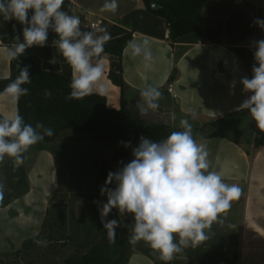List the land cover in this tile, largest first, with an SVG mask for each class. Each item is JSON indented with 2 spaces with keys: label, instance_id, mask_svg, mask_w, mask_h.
<instances>
[{
  "label": "crops",
  "instance_id": "0c3cea01",
  "mask_svg": "<svg viewBox=\"0 0 264 264\" xmlns=\"http://www.w3.org/2000/svg\"><path fill=\"white\" fill-rule=\"evenodd\" d=\"M105 0H64L62 10L70 15H84L101 19L133 32L132 41H149L153 54L151 61L132 58L127 46L123 54V77L126 83L123 94L108 79L110 60L103 57L100 64L104 75L93 94L107 98L110 108L124 107L128 112L141 114L137 102L140 92L148 85L157 87L163 94L155 112L167 115V123L174 129L181 119H187L193 129L204 127L210 120L238 111L249 92L240 82L248 74L241 71L231 47L255 48V41L264 39V29L255 21L264 20V0H207L204 10L206 42L197 45L168 43V28L163 19L150 13L143 0H118L115 13L101 12ZM14 23L15 38L23 41L22 29ZM57 34L49 29L45 45L55 46ZM8 48L0 41V80L10 77L11 58ZM176 71L177 77L169 82ZM250 79V78H249ZM17 102L0 96V114L11 118L17 111ZM242 130L240 133L233 128ZM151 123H158L156 120ZM229 129V127H231ZM254 119H230L218 129L217 136L202 140L209 152L211 171H216L227 184H237L242 193L232 201L230 209L221 214L223 223L214 222L206 230L209 239L176 254L172 264H264V147L254 149L255 138H248L257 129ZM248 130L245 132V130ZM229 134L241 136L236 141ZM228 135V136H226ZM26 168L30 192L6 209L0 208V257L22 249L28 240L37 238L50 199L60 187L53 155L45 150L30 148L26 152ZM178 239V237H177ZM154 256V255H153ZM127 264H156L140 252L133 253Z\"/></svg>",
  "mask_w": 264,
  "mask_h": 264
},
{
  "label": "clouds",
  "instance_id": "9594fccd",
  "mask_svg": "<svg viewBox=\"0 0 264 264\" xmlns=\"http://www.w3.org/2000/svg\"><path fill=\"white\" fill-rule=\"evenodd\" d=\"M63 5L64 0H0V16L5 21L15 19L24 26L23 41L16 37L7 54L18 59L32 46H45L51 29L59 37L53 43L71 68V91L66 99H83L93 94L98 85L100 92L104 91L99 83L104 67L94 61L104 52L111 36L106 29L99 30L102 35L82 31L80 17L63 11ZM118 6V0H105L100 11L115 13ZM29 10L33 12L30 18ZM255 23L264 29V20L257 19ZM254 44L256 64L252 67V78L245 76L240 81L243 90L252 94L242 102L239 110H247L264 132V39ZM128 47L132 58L153 59L146 39L130 41ZM29 67L19 65V75L0 96H8L16 102L28 95L29 89L23 85L31 83ZM45 96L51 98V91L46 89ZM140 96L137 107L141 114H146L159 108L163 94L157 87L148 85L141 90ZM179 127L181 131H172L161 141L141 136L138 146L132 149L134 158L117 171L108 173L100 190L102 196H107L100 217L110 243L114 242L115 230L120 226L118 220L106 219L115 208L120 215L133 216L130 242L143 240L159 253L161 260L171 261L176 254H183L184 249L209 239L206 230H210L214 222L223 223L221 214L230 209L232 201L240 198V186L225 183L216 171L209 170L206 142L195 138L189 121L181 119ZM52 135V129L40 122L35 127L25 123L18 112L11 118H0V163L9 157L18 167L31 146L44 136ZM124 146L130 147L131 142ZM113 183L114 188L108 187ZM2 190L0 184V192Z\"/></svg>",
  "mask_w": 264,
  "mask_h": 264
},
{
  "label": "trees",
  "instance_id": "16d2710c",
  "mask_svg": "<svg viewBox=\"0 0 264 264\" xmlns=\"http://www.w3.org/2000/svg\"><path fill=\"white\" fill-rule=\"evenodd\" d=\"M143 2L150 13L165 21L169 32L168 43L172 48L206 42L204 10L207 0H143ZM32 14V10H29V18ZM15 22V19L5 21L0 16V41L1 45L8 49L15 43L13 29ZM105 29L111 39L105 44L104 52L94 62L100 61L105 56L109 57L108 79L123 94L126 86L123 77V54L133 39V32L118 23L110 22H105ZM229 50L237 57L241 71L247 73L251 79L252 67L256 64L254 59L256 49L231 47ZM19 65L30 66L31 83L23 85L29 89V94L20 97L17 111L25 123L35 127L36 123L40 122L45 128L52 129V136H44L43 140L30 148L45 150L53 155L59 182L63 172L62 161L68 153H61L55 144L63 133L87 135L95 145L116 147L119 152L111 162L95 169L93 173L95 188L94 192L83 201L87 204V207L82 209L84 213L77 214L72 205L60 208L54 213L55 217H52L49 208L37 238L26 241L22 249L14 253L13 262L5 263L0 260V264H127L130 256L135 252L152 258L156 264H172V260H161L158 252L154 255L150 246H147V249L143 248L142 245H148L143 240L137 243L130 242L132 233L127 221L125 224L119 222L120 226L115 230L114 242L110 243L107 231L98 219V203L99 199L105 196L100 194V190L105 185L108 173L117 171L126 161L134 158L132 149L138 146L141 136L153 141H161L172 131L182 129H174L167 122L138 123L124 107L110 108L107 98L101 95L91 94L83 99H66L71 91L69 87L72 78L71 68L56 45L32 46L18 59L11 58L10 77L0 80V92L19 75ZM175 72L169 78V82L177 77ZM46 89L51 91V98L45 96ZM251 94L249 92L247 98ZM247 117H251L247 110H238L210 120L202 128L193 129V134H203L205 129L215 132L230 119ZM0 118L4 117L0 114ZM214 132L200 136L197 140L216 137L217 134ZM129 141L131 146L125 147L124 144ZM263 147L264 135L260 138L256 137L254 149ZM0 184L3 185V190L0 192L1 209L8 208L30 192L26 153L23 163L18 167L12 158L5 157L3 163H0ZM108 187L114 188L115 183ZM57 196L58 192L52 196L50 204L57 199ZM115 210L114 208L113 219L118 220ZM84 215L87 216V229L82 232L80 225L84 222ZM71 245L75 246V251L71 256H67L66 249Z\"/></svg>",
  "mask_w": 264,
  "mask_h": 264
},
{
  "label": "rangeland",
  "instance_id": "374dc122",
  "mask_svg": "<svg viewBox=\"0 0 264 264\" xmlns=\"http://www.w3.org/2000/svg\"><path fill=\"white\" fill-rule=\"evenodd\" d=\"M129 113L132 118L138 123L147 124L151 123L153 120H156V122H167V115H162V111H154V113H148V117H145L143 119L133 114L132 112ZM232 122H234V125L235 121ZM234 127H236V125H234L233 128ZM177 128H179V123L177 124ZM231 128L232 126L229 127V129ZM234 129L242 133V130H239V128ZM244 130L245 132L248 131L246 129ZM211 132L214 131H212L211 129H205L203 134L198 133L197 135L196 133H194V136L197 139L198 137L207 135ZM217 133L218 132H216V134ZM263 135L264 132L257 128L250 131L247 137L254 139L256 137L260 138ZM228 137L236 141V138H239L241 136H238L237 134H229ZM55 145L61 153L67 152L68 156L62 161L63 172L60 176L61 182L58 190V196L50 207L52 217H55L54 213H56L60 208H63L64 206L70 207L72 205H74L77 214H80V212H83L82 209L85 208V206L87 207V204H84L83 201L87 196L94 192L95 186L93 181V173L95 169L111 162L115 154L119 152V149L111 146H97L92 143L87 135H78L73 133H63ZM130 161H126L124 164H127ZM115 211L120 223L125 224V222L127 221L131 225L134 222L133 216L131 214L120 215L117 209ZM83 219L84 222L80 225L82 232L87 229V216L84 215ZM72 229L74 228L72 227ZM147 246L149 245H142L143 248H146ZM74 251L75 246H69V248L66 249L67 256H71ZM152 253L154 255H157V252H155L153 249ZM0 260L5 263L13 262L15 260V254L11 253L6 257H0Z\"/></svg>",
  "mask_w": 264,
  "mask_h": 264
},
{
  "label": "built area",
  "instance_id": "2783aa9c",
  "mask_svg": "<svg viewBox=\"0 0 264 264\" xmlns=\"http://www.w3.org/2000/svg\"><path fill=\"white\" fill-rule=\"evenodd\" d=\"M77 16H79L80 19H81V29H82V31H93V32H95L98 35H102L103 34L99 30L100 29H105V22L106 21H103L101 19L93 20V19H90L87 16L79 15V14ZM106 23H108V22H106Z\"/></svg>",
  "mask_w": 264,
  "mask_h": 264
},
{
  "label": "water",
  "instance_id": "95a60500",
  "mask_svg": "<svg viewBox=\"0 0 264 264\" xmlns=\"http://www.w3.org/2000/svg\"><path fill=\"white\" fill-rule=\"evenodd\" d=\"M107 202V196H103L99 199V203H98V219H99V222L100 224L103 226V224L101 223V217H100V209L103 205V203H106ZM107 220H112L113 219V209L112 211L109 213L108 217L106 218Z\"/></svg>",
  "mask_w": 264,
  "mask_h": 264
}]
</instances>
